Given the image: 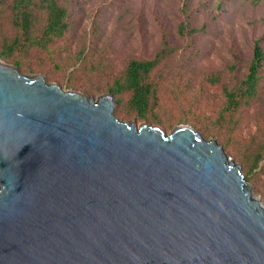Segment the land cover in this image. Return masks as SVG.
<instances>
[{
  "label": "water",
  "instance_id": "obj_1",
  "mask_svg": "<svg viewBox=\"0 0 264 264\" xmlns=\"http://www.w3.org/2000/svg\"><path fill=\"white\" fill-rule=\"evenodd\" d=\"M115 107L0 59V264H264L240 164Z\"/></svg>",
  "mask_w": 264,
  "mask_h": 264
},
{
  "label": "rangeland",
  "instance_id": "obj_2",
  "mask_svg": "<svg viewBox=\"0 0 264 264\" xmlns=\"http://www.w3.org/2000/svg\"><path fill=\"white\" fill-rule=\"evenodd\" d=\"M32 1L37 31L13 53L22 73L42 74L64 90L96 99L109 93L107 88L130 59H149L164 48L168 56L149 76L155 102L147 119L115 116L137 126H158L165 134L189 125L221 144L243 172L229 149L264 140V61L257 96L224 117L219 113L226 104L224 88L237 87L245 77L253 42L258 40L264 51V0H55L67 9L70 26L44 43L39 39L44 8L39 0ZM13 3L0 0V50L4 41L20 34ZM223 140H228L227 147ZM262 163L264 159L246 179L264 206V172L258 171Z\"/></svg>",
  "mask_w": 264,
  "mask_h": 264
},
{
  "label": "trees",
  "instance_id": "obj_3",
  "mask_svg": "<svg viewBox=\"0 0 264 264\" xmlns=\"http://www.w3.org/2000/svg\"><path fill=\"white\" fill-rule=\"evenodd\" d=\"M44 8V16L41 22L40 42L53 41L61 37L69 28L68 12L64 6L58 5L55 0H39ZM14 23L20 27V34L12 38L11 42L4 41L1 44L0 57L11 61L19 69H22L19 60L14 57L15 47L18 44L29 41L37 27H33V20L37 21L34 12H30L32 0H13ZM33 6H37L34 3ZM83 49L80 51V56ZM168 56L166 49L156 51L149 59H130L119 79H114L112 85L108 87L109 93L116 101L114 114L122 119L137 118L147 119V113L151 110L155 102L154 83L149 78L150 73ZM264 61V51L258 40L253 42L252 56L249 61L247 72L240 85L235 88L225 87L223 92L226 104L219 113V117H224L237 109L244 101H250L258 93L259 70ZM220 119L213 123L216 126ZM223 146H228V140H223ZM229 152L237 157L243 167L245 179L253 169L259 166V162L264 159V140L252 141L241 150L229 149ZM259 173L264 172V163L261 164ZM246 179V180H247Z\"/></svg>",
  "mask_w": 264,
  "mask_h": 264
}]
</instances>
